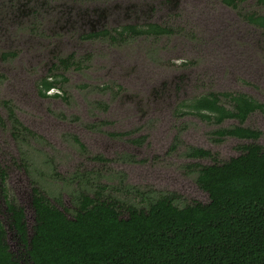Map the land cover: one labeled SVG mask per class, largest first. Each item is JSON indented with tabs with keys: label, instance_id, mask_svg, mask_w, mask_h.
Returning <instances> with one entry per match:
<instances>
[{
	"label": "rangeland",
	"instance_id": "1",
	"mask_svg": "<svg viewBox=\"0 0 264 264\" xmlns=\"http://www.w3.org/2000/svg\"><path fill=\"white\" fill-rule=\"evenodd\" d=\"M172 1L0 0V52H17L8 61L0 57V102L13 104L18 118L45 141L35 139L30 147L13 143L0 127L6 197L22 208L27 238L34 226L32 186L68 217L79 191L90 193L96 184L106 185L103 196L123 206V218L128 214L125 206L145 211L164 193L176 196V206L207 203L193 166L212 160L188 157L187 149H207L223 162L249 142L235 137L213 140L211 131L236 125L235 120L215 125L195 115L177 117L173 111L180 101L209 91L239 90L264 103V68L249 75L251 68L242 65L230 78L229 70L219 74L218 58L235 49L247 52L246 39L254 36L255 28L220 0H177V6ZM240 10L264 13V6L246 0ZM147 22L169 24L178 31L159 38L138 36L118 45L80 38L89 30ZM250 50V60H264L257 45ZM69 53L78 61L85 54L90 57L83 62L85 69L63 70L67 101L40 98L37 80L56 57ZM221 103L227 105L222 98ZM0 111L3 115L1 104ZM249 119V125L261 131L257 142L264 148V117L256 112ZM111 132L129 135L113 137ZM96 155L102 160H94ZM0 222L8 250L26 264V248L11 226L1 191Z\"/></svg>",
	"mask_w": 264,
	"mask_h": 264
},
{
	"label": "trees",
	"instance_id": "2",
	"mask_svg": "<svg viewBox=\"0 0 264 264\" xmlns=\"http://www.w3.org/2000/svg\"><path fill=\"white\" fill-rule=\"evenodd\" d=\"M237 101L242 113L260 107L247 98ZM193 107L224 114L214 99L201 98ZM199 181L207 203L178 208L161 196L146 211L130 208L127 218L110 204L85 199L69 220L34 197L29 238L22 211L12 208L13 226L27 246L26 264H264V152L251 146L247 154L206 169ZM4 237L0 224V264H20Z\"/></svg>",
	"mask_w": 264,
	"mask_h": 264
},
{
	"label": "flooded vegetation",
	"instance_id": "3",
	"mask_svg": "<svg viewBox=\"0 0 264 264\" xmlns=\"http://www.w3.org/2000/svg\"><path fill=\"white\" fill-rule=\"evenodd\" d=\"M76 1L81 2V3H86V2H93L97 0H76ZM245 1L246 0H220L223 6L236 10L237 15L240 16V18H242L244 22H246L248 25L253 26L256 30L254 36H251L246 39V41L248 42L247 47H249V48L246 47L247 52L242 54L239 51L237 52V49H235L233 53H226L224 57L220 56L218 58L221 64L219 67L220 69L219 74L223 75L224 72L229 70L230 71L229 78L233 76V72L235 71L241 72V70H243V67H241L242 65H247L251 68L247 70V73L249 75L254 74L253 71H256V74H258L259 72L257 71L258 70L260 71V69L264 68V60L262 61L258 59H256L255 61L250 60L251 59L250 49H253L254 51L255 45H257L260 48V51L263 53L262 56L264 55V39L262 38L263 37L262 34H264V13H257L254 11L242 12L240 10V4ZM255 4L257 6H264V0H255ZM171 5L177 6V0H173L171 2ZM81 14H84V12H81ZM177 31L178 29L173 28L169 24L147 22L144 24H122L119 26L112 27L110 29L102 28L99 30H89L86 33L81 34L80 38L83 40L97 39V38L107 39L108 43L112 45H118L122 42H126L127 40L134 38V37H138V36H151V37L159 38L162 36H172L173 34H176ZM16 56H17V52L15 50H6V51L0 52V57L2 61L11 60L12 58H15ZM89 57H90L89 54H85L81 61L76 60L77 58L74 57L73 53H69L64 57H56L55 60L52 61L50 66L48 67L46 74H44L37 80L36 82L37 95L40 96V98H60L61 100L67 101V95L65 93V90L62 88V84L67 82V77L63 74V70H68V69L81 70L83 68L85 69L87 65L86 63H83V62L87 61ZM242 80H244L246 84L250 83L254 85V82L251 80H248V78L243 77ZM101 89H105V88H103L102 86ZM238 91L239 90H236L234 92L209 91L205 94L195 95L188 100H182L174 108L173 114L177 117H181L184 115H195L199 117L200 119H203L204 121L213 123L215 125H220L226 120H235L237 123L236 125H233L230 127H223V128L220 127V128H217L211 131L213 135V140L216 142L221 141V139H223L224 137H235L241 140L249 141L248 143L241 144L239 146V150L241 151L240 154H238L235 157H231L228 160L223 161V162L217 161L216 155L207 149L189 147L187 149V153H185L186 156L191 157V158H209L212 160L211 163L206 164V165L194 164L193 166L195 173H196L195 180L200 188H201V182L199 181V176L206 169L208 168L212 169L215 166H221L222 164L230 161L233 158H237L239 156L245 155L247 154L250 147L254 145L259 147L260 152H264V148L257 142V140L261 136V131L249 125V121H250L249 118L254 113L258 112L264 117V103L263 102L261 103L259 100L254 98L252 95L246 94V92H238ZM201 98L207 99L209 101L214 99V104L216 106L221 107L224 114L218 113L216 111H211L210 109H207V108H200V109L194 108L193 104H195L197 100ZM221 98L226 101L227 105L221 103ZM239 98L250 99L253 102L259 104L260 107H258V105L256 107L252 105L250 107H247L246 110L242 113L240 109L238 108L239 102L237 101V99ZM0 104H1V108L3 109V115L1 114V111H0V127L8 131L9 137L11 138L12 142L14 141L15 143H23L24 145L28 147L31 146L32 141L35 139L36 141L45 142L44 139L40 135H37L35 132L29 129L18 118L13 104L8 102L7 100H2ZM100 123H103V122H100ZM100 123H97L98 126H100L99 125ZM237 128L239 129V132L237 134H233L232 131ZM109 135L113 137L114 136L120 137L124 135H129V133L111 132L109 133ZM70 139L73 143L78 144L81 148L83 147L82 144L78 141L77 137L70 135ZM131 140L135 141L134 139H131ZM196 151H200V152H196ZM92 158L97 161L102 160V158L98 157L97 155L93 156ZM130 159H132V157H130ZM5 174L6 172L0 166V191L4 199L6 200L7 210L10 213L11 226L13 227L16 235L18 236V240L20 241L21 245L27 247L24 244V242L21 240V238L19 237L20 235L18 231H16V229L13 226V217H12L13 211L12 210L20 209L22 213H23V210L21 207L7 200L6 187H5V177H6ZM94 187H95L94 190L90 192L91 194L87 193L85 189H83L82 191H79V193L76 196V200H75V209H72L73 214L71 217H68L64 210H61L56 205L51 204L47 200V198L42 193H40L37 187L35 186H32V198L38 197V196L41 197L42 201H44L46 204H48L52 208L56 209L66 219H69V220H73L75 216L77 215V213L81 211V203L85 199H91L94 202H104L105 205L110 204L111 207L117 213L118 217L123 218L121 217V212H120V209L123 206H121L117 202L118 200L113 199L110 196H103V193L107 189V186L102 185V184L101 185L96 184L94 185ZM161 196L169 197L172 204L176 206L174 203L176 196H174L173 193H164L160 195L159 197ZM32 198H31V203H32ZM153 202L149 203L148 208L150 204H152ZM193 202L189 204H192ZM186 205L188 204H185L184 206ZM184 206H176V207L182 208ZM130 208L141 210L133 206H125V211L129 213ZM23 223H24V220H23ZM0 224L5 233V228L3 227L1 222ZM24 230L26 232L25 223H24Z\"/></svg>",
	"mask_w": 264,
	"mask_h": 264
},
{
	"label": "water",
	"instance_id": "4",
	"mask_svg": "<svg viewBox=\"0 0 264 264\" xmlns=\"http://www.w3.org/2000/svg\"><path fill=\"white\" fill-rule=\"evenodd\" d=\"M206 193H207V192H206ZM207 194H208V193H207ZM208 201H209V200H208ZM33 211H34V209H33ZM34 223H35V215H34ZM31 234H32V233H31ZM31 234H30V236H31ZM30 236H29V237H30ZM29 237H28V238H29Z\"/></svg>",
	"mask_w": 264,
	"mask_h": 264
}]
</instances>
